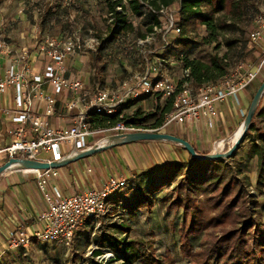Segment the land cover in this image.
Masks as SVG:
<instances>
[{
  "label": "built area",
  "instance_id": "built-area-1",
  "mask_svg": "<svg viewBox=\"0 0 264 264\" xmlns=\"http://www.w3.org/2000/svg\"><path fill=\"white\" fill-rule=\"evenodd\" d=\"M178 9L179 10V2ZM130 15L124 0L116 7L117 12ZM159 20V25L144 39H137L136 46H144L159 37L163 47L169 49L171 42L168 35L180 34V27L173 16L171 7L151 10ZM163 19V21H161ZM106 20L110 27L112 13H107ZM116 26V25H115ZM91 30L69 32L62 36L46 37L33 47L14 48L6 41L0 29V96L12 90L14 107L2 109L1 113L10 115L12 127L7 129L10 142L5 144L0 133V165L11 158H23L36 161L53 162L89 149L87 139L94 138L102 130H92L89 114L112 116L121 113L125 106L137 103L144 96H159L171 101V110L166 114L163 124L158 128H148L142 123H123L104 131L113 135L135 132H159L169 126L187 122H202L215 114V105L246 89L264 70V9L260 8L252 17L248 32L250 45L257 46L260 61L255 65L236 64L218 82L203 84L198 89L192 87L189 70L180 69L178 78H170L166 69L177 67L179 61H136L139 70L119 81L116 88H104L96 83L92 91L85 89L79 78L66 77V61L69 58L97 54L102 39ZM132 50L131 46H124ZM42 57L50 66L42 73H35L33 58ZM0 60V61H1ZM134 66V67H135ZM45 89L49 91L46 93ZM73 97L65 103L68 112L73 113V123L66 128L50 126L48 118L55 114L56 97L64 93ZM209 125L211 123L209 122ZM102 131V132H104ZM100 143V140L94 145ZM220 141L219 144H223ZM92 147V146H91ZM43 154L49 155L44 158ZM35 174L36 186L44 202L45 209L38 213L40 228L31 231L24 224H19L7 235L6 251L29 249L34 242L47 243L70 249L79 230L89 224L96 226L111 213L110 200L127 187L126 177L110 176L99 189H90L70 196H63L51 181L58 176L57 169L28 170ZM109 252V251H107ZM104 260L112 257L105 253Z\"/></svg>",
  "mask_w": 264,
  "mask_h": 264
},
{
  "label": "trees",
  "instance_id": "trees-1",
  "mask_svg": "<svg viewBox=\"0 0 264 264\" xmlns=\"http://www.w3.org/2000/svg\"><path fill=\"white\" fill-rule=\"evenodd\" d=\"M104 1L107 4V12L112 13L116 26L108 29V33L102 39L99 52L108 55L109 50L121 49L128 42L129 37L136 32V39H144L153 31L154 26L159 25L158 18L152 14L151 10L171 7L178 1L180 34L178 40L176 39V45L182 43L183 51L175 52V55L180 67L189 70L192 87L198 89L203 84L218 82L236 64L244 62L227 61V54L221 56L218 40L225 32L238 31L234 21L241 18L246 8L241 0H125L131 17L148 19L151 22L142 33L127 21L124 5H122V12L116 11V7L124 0ZM226 12L234 21L226 18L224 15ZM218 14H223L224 17H216ZM198 24L205 27V36L198 37L194 33ZM191 32L194 34L190 35ZM97 37L102 38L99 35ZM226 42L228 49H231L240 41L236 38ZM197 45L213 46L207 62L190 59L188 54L184 53V50L190 51ZM174 48L176 49L173 46L172 49ZM169 49L165 58L170 55ZM146 98L154 99L159 96H144L140 100ZM135 104L125 106L128 110H134L130 116L121 113L112 116L90 113L91 129H107L120 122L140 123L157 118L156 114L160 112V117L152 124L154 128H158L162 125L164 116L171 110L170 100L166 101L164 109L156 106L155 113L152 115H145L141 107H134ZM257 121L264 125V106L256 111L246 135L250 142L248 156L255 159L256 163L255 189L262 192L264 189V132L258 133L256 138L251 139V134L258 132ZM192 161L195 165L176 164L164 172H158L156 177L141 179L140 184L135 185L137 193L133 198L129 200L117 193L111 202L116 206L124 201V206L130 212L137 207H145L150 211L155 204V199L149 195H154L161 187L170 185L174 197L165 196L162 198V203L166 205L167 211L181 210V223L178 230L179 250L181 256L188 260V264H264V222L256 211L257 201L247 194V189L251 186L248 175L236 163L232 165L227 161L201 162L194 159ZM145 181H148L147 184ZM130 184L131 182L127 187ZM109 215L105 219L109 218ZM109 226L114 233L100 237L98 241L100 248L92 252V255L96 257L100 256L104 249L112 253V257L102 264H134L136 262L169 264L171 262L170 255L157 256L152 243L128 238L130 227L127 223ZM195 240L196 246L193 243ZM119 261L122 263H118Z\"/></svg>",
  "mask_w": 264,
  "mask_h": 264
},
{
  "label": "rangeland",
  "instance_id": "rangeland-1",
  "mask_svg": "<svg viewBox=\"0 0 264 264\" xmlns=\"http://www.w3.org/2000/svg\"><path fill=\"white\" fill-rule=\"evenodd\" d=\"M241 1L246 8L240 19L234 21L228 12L224 14L227 19L236 23L238 31L235 33L225 32L220 35L218 39L220 44L219 54L221 56L227 54V61H244L245 63L256 66L260 61V52L257 46L250 45L248 41V32L251 29V20L254 13L260 8L264 9V0ZM16 7L18 10H16ZM1 9L3 10L1 13H6L5 19L8 21V24L15 23L13 22V19L19 17L17 19L19 23H26L28 28L34 27L38 30L44 25L48 26L47 24L57 25V19H62L64 21L63 25L65 27V33L76 32L78 29H80L81 32L91 30L96 36L99 35L103 37L108 33V29L110 28V25L106 20L108 8L104 0H50L48 3L45 0H0V10ZM172 9L174 11L173 16L175 17V21L178 23L179 15L176 13V10L178 9L177 2L174 3ZM49 12L51 14L50 16H48ZM224 15L218 14L216 17L223 18ZM128 19L140 33L144 32L145 28L151 23L148 19L143 20L142 18H134L131 17V15H129ZM161 21H163V19ZM136 33L133 34V36H130L128 42L124 45L133 47L132 50H125V47L123 46L121 49L118 48V50H109L108 55L104 52L98 51L97 54H85L76 57L73 64H82L80 65L81 77L89 79L91 84L94 80L95 83L101 84L104 88H116L118 82L127 77L129 72L139 70L138 67L135 66L136 61H160L168 55L166 54V52H168L167 50H162L163 45L159 40V37H155L153 41L144 46H136ZM194 33L197 34L198 37L205 36V27L202 24L196 25ZM194 33L191 32L190 35H193ZM53 36L56 35L50 31V33H40L38 38L44 39ZM167 38L170 39L171 49H169L170 55L166 57V59L167 61H177L175 52L178 53L183 51L181 47L182 43L176 45V39L178 40V36H174L173 33L168 35ZM236 38H238L240 42H238L233 48L228 49L226 40ZM173 46L176 47V49L174 48L175 50L172 49ZM212 47L213 46L209 45H197L193 46L190 51L184 50V53L186 55L188 54L190 59L207 62L212 53ZM104 66H106V70L104 69ZM71 69L72 71H75L73 68ZM180 69V65H177V67L169 66L166 69V73L170 78H178L180 76ZM75 73L77 74L76 71ZM258 77L260 82L264 80V70L261 71ZM256 85H258V83ZM166 101L168 100L162 97L151 98L146 102L145 108H143V113H145V115L154 114L156 106H158L159 109H164ZM263 106L264 93L257 110ZM132 111L134 110L126 109L123 110L121 114L130 116L133 113ZM245 114L246 111H242V117L240 118L238 128L242 124ZM156 117H160V112L156 114ZM157 118L141 121L140 123L148 128H154L152 124ZM256 125L258 132H253L251 134V139L256 138L258 133L264 132V125L261 122L257 121ZM170 127L172 126L160 130L159 132L170 134L168 133ZM174 127H178V125ZM238 128L232 133L231 137L225 140L220 146H218V143L221 140H216L213 144L210 142L208 146H205L206 144L200 142L202 137H196V135L193 136L196 140H192V142L198 141V149L201 152L200 154L225 152L232 146L234 134ZM107 129H102V131ZM102 131L95 135L94 138H88L87 142L93 140L95 143L113 135L112 132ZM249 143L248 139L245 138L234 156L225 161L232 165H234V163L238 164L242 167L245 174L248 175L251 186L247 189V194L249 197H253L257 201L258 207L256 211L260 214V218L264 222V189L262 192L255 189L256 163L255 159L248 156ZM202 148L204 149L202 150ZM128 151H131L130 148H128ZM99 153H104V151ZM43 155L48 156L46 154ZM232 159H234V161H231ZM190 164L195 165V162L191 161ZM157 173L158 172L156 171V173H153L150 177H156ZM141 179L144 180L143 178ZM140 181L141 180L136 181L135 183L131 181L132 183L127 188L120 191L118 195L130 200L137 193L135 185H139ZM147 182L148 181H145V184H147ZM171 189L172 186L165 185L164 187H161L156 194L149 195L151 197L153 196L155 199V204L150 211L145 207H137L133 212H130V210L124 206V201H121L114 206L111 202L115 197L113 196L110 200V204L113 205L112 214L109 215L110 217L100 221L96 226L89 224L86 228L79 230L76 234L73 246L70 249L47 243L34 242L30 248L26 250L6 251L4 246L0 245V264H102L105 261L103 255L109 253L107 252L108 250L104 249L102 254L97 257L92 255L94 250L100 248L98 244L99 238L114 233L111 231L109 225L120 224L123 222L127 223L130 227L128 238L152 243L157 256L170 255L171 262L169 264H188V260L181 256L179 250L178 230L181 223V210L177 212L167 211L166 205L162 203L163 197L173 196ZM250 208L252 209L253 207ZM193 243L195 246L197 245L196 240L193 241ZM118 263L122 262L119 261ZM134 264L139 263L136 262Z\"/></svg>",
  "mask_w": 264,
  "mask_h": 264
},
{
  "label": "crops",
  "instance_id": "crops-1",
  "mask_svg": "<svg viewBox=\"0 0 264 264\" xmlns=\"http://www.w3.org/2000/svg\"><path fill=\"white\" fill-rule=\"evenodd\" d=\"M45 1L48 3L50 0ZM16 10H18L17 7ZM1 12H3L2 9ZM5 14V12L0 14L1 32L6 41L17 49L33 47L35 43L44 40L45 38H38V35L43 34V32L50 33L51 31L56 36L66 34L62 19H57V25L47 24L48 26L44 25L38 30L34 27L28 28L26 23H19L17 21L19 17L13 19L15 23L8 24ZM50 15L49 12L48 16ZM76 57L78 56L69 58L66 61V77L79 78L84 81L85 89L91 91L96 83L93 80L91 84L89 79L81 77L80 65L82 64H73ZM49 66L50 63L42 57L33 58L32 67L35 73L42 74ZM71 68L79 74L77 75ZM105 68L106 66H104ZM262 82L257 77L235 98L230 97L223 103L216 104L215 114L210 120L208 117L202 122H187L178 125V127L172 126L168 133L188 141L198 153H201L198 149V141L192 142V140H196L193 138L194 135L196 137L201 136L200 142L206 144L205 146H208L210 142L213 144L216 140L225 141L229 139L240 124L242 111L247 112L255 92ZM257 83L258 85H256ZM48 91L49 89H45L46 93ZM72 97L73 95L68 92L56 97L55 114L48 118L50 126L66 128L73 123V113L68 112L65 107V103ZM149 100L150 98L140 100L134 107L143 109ZM13 107L14 92L10 90L0 96V133L5 144L10 142L7 129L12 127L13 124L10 115H5L1 111L2 109L12 110ZM126 109L124 108V110ZM209 122L211 125H209ZM93 145V140L88 142L89 147ZM128 148L131 151H128ZM43 156L44 158L49 157V155ZM191 161L190 155L181 146L172 142L142 141L128 143L112 147L104 153H97L57 169L58 176L51 181V186H56L63 196H70L90 189H99L110 176L126 177L129 179V183L131 181L135 183L141 178H149L156 171L164 172L173 165L190 164ZM43 209H45V202L37 189L35 174L32 171L16 169L0 175V245L4 246L6 250L8 233L21 223L29 231L40 228L37 216Z\"/></svg>",
  "mask_w": 264,
  "mask_h": 264
},
{
  "label": "water",
  "instance_id": "water-1",
  "mask_svg": "<svg viewBox=\"0 0 264 264\" xmlns=\"http://www.w3.org/2000/svg\"><path fill=\"white\" fill-rule=\"evenodd\" d=\"M263 93H264V80L256 90L251 100V103L248 107L244 120L241 124L238 137L233 141L232 146L225 152L200 154L188 141L179 138L177 136L161 133V132L145 131V132L125 133V134L111 135L109 137V138L119 137L121 139L119 142H112L107 140L103 145H99V144L93 145L92 147L86 149L85 151L73 155H69L61 159L60 161L44 162V161L29 160L23 158H11L7 162L0 165V175L14 169H19V170L59 169L76 161L82 160L99 152L110 149L112 147L124 145L128 143L142 142V141H166V142L175 143L181 146L190 155L192 159L201 162L225 161L227 159H231L234 156V154L238 151L239 147L241 146L242 142L245 140L249 127L252 123V119L256 113L258 105L263 96Z\"/></svg>",
  "mask_w": 264,
  "mask_h": 264
},
{
  "label": "bare ground",
  "instance_id": "bare-ground-1",
  "mask_svg": "<svg viewBox=\"0 0 264 264\" xmlns=\"http://www.w3.org/2000/svg\"><path fill=\"white\" fill-rule=\"evenodd\" d=\"M240 128H241V126L239 127V129L236 131V133H235V135H234V138H233V141L238 137V134H239V132H240ZM110 136H108V137H106V138H104V139H102L101 141H100V143H99V145H103L107 140H109V141H112V142H119L121 139L119 138V137H113V138H109ZM219 145H221V144H219ZM219 148V147H218ZM222 149V148H221ZM17 167V166H16ZM15 167V168H16Z\"/></svg>",
  "mask_w": 264,
  "mask_h": 264
}]
</instances>
